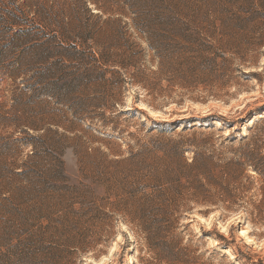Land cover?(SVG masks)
<instances>
[{"label":"rangeland","instance_id":"374dc122","mask_svg":"<svg viewBox=\"0 0 264 264\" xmlns=\"http://www.w3.org/2000/svg\"><path fill=\"white\" fill-rule=\"evenodd\" d=\"M194 125L264 154V0H0V264H264L250 167L171 252L133 219L149 150Z\"/></svg>","mask_w":264,"mask_h":264},{"label":"trees","instance_id":"16d2710c","mask_svg":"<svg viewBox=\"0 0 264 264\" xmlns=\"http://www.w3.org/2000/svg\"><path fill=\"white\" fill-rule=\"evenodd\" d=\"M260 122L256 121L253 127ZM210 128L212 125L187 127L182 131L188 137L182 133L176 141L153 145L149 151H160L165 158L159 159L161 172L155 165L149 167L150 182L142 184L137 180L126 199L133 206V219L138 221L140 232L148 241L155 240L160 252L173 250L174 246H169L165 239L179 214L191 209V203L228 202L227 207L231 208L242 200L235 190H239L246 167L264 178L263 144L259 137L246 135L237 139L231 135L218 143L207 131ZM186 151L192 152L190 158Z\"/></svg>","mask_w":264,"mask_h":264}]
</instances>
